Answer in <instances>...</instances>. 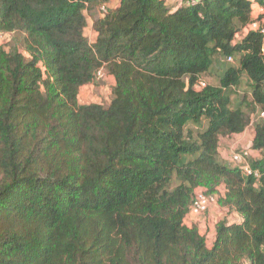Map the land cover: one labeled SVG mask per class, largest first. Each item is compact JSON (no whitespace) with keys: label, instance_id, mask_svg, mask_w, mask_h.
Instances as JSON below:
<instances>
[{"label":"trees","instance_id":"1","mask_svg":"<svg viewBox=\"0 0 264 264\" xmlns=\"http://www.w3.org/2000/svg\"><path fill=\"white\" fill-rule=\"evenodd\" d=\"M195 1L0 0V264H264V118L260 177L219 153L264 112V36L237 38L264 0ZM101 68L112 99L80 104ZM198 188L242 217L211 247Z\"/></svg>","mask_w":264,"mask_h":264},{"label":"built area","instance_id":"2","mask_svg":"<svg viewBox=\"0 0 264 264\" xmlns=\"http://www.w3.org/2000/svg\"><path fill=\"white\" fill-rule=\"evenodd\" d=\"M188 2L194 4L196 1L188 0ZM107 9L108 5H103L101 7L102 12H107ZM250 30L259 31L264 36V18L261 19L259 16L254 17V20L250 23V25L245 27L241 33L237 34V38L241 39ZM11 37L12 33L0 32V46L7 48ZM227 61L231 63L234 62V57L228 56ZM106 75L105 70L101 68L98 70L96 78L100 80L105 78ZM206 85L207 83L201 79L195 87L196 89H202ZM260 117L264 118V112L260 113ZM254 152L255 151L252 150V146L235 148L231 153L230 162L234 164V166L241 168L244 174L260 177L259 170L254 169L251 165V159L253 158ZM213 205H218V196L216 194H209L202 188L196 189L195 197L190 207V211L185 218V222L187 224H196L197 218L207 213ZM227 211L229 212L230 210L227 208ZM231 221L236 222L234 219ZM203 235H205L209 246L210 241L208 240L207 233H204Z\"/></svg>","mask_w":264,"mask_h":264},{"label":"rangeland","instance_id":"3","mask_svg":"<svg viewBox=\"0 0 264 264\" xmlns=\"http://www.w3.org/2000/svg\"><path fill=\"white\" fill-rule=\"evenodd\" d=\"M89 34H92L91 31H89ZM202 80L205 81L207 84L208 83L209 84H215V85L218 84V79H217L214 72H211V73L209 72V73L203 74ZM98 82L99 83L94 85V87L84 89L83 93H84V95L88 94L87 96H89V99H88V97L86 99L85 97L81 96L80 98H78L80 104H92V103H98V104H103V105L109 104L110 100L113 97V95H112L113 81L109 77V75H106L105 78L98 80ZM248 83H249V80L247 79V77H244L243 82H242L239 90L233 96L234 99L240 100L245 95L246 91H249ZM249 96L250 95L248 94V97ZM259 118H262V117H260L259 112L253 114L252 123L246 129V135L247 136L244 137L241 142H238V137H239L238 135H233L231 137H228L225 140H223V137L221 138V140H220L221 141L220 158L222 161L229 163V164L234 166V164H232L230 162V156H231L232 151L235 148L248 146L249 142L251 141V136L253 135V132L255 131V123ZM194 127L197 128V126H195V125H194ZM233 146H234V148H232ZM223 152L226 155L224 154L222 156ZM217 207H219V210L224 214V215H222L223 218H227V216H229L230 213L229 212L227 213L225 210H223L225 207H223L219 204L217 205Z\"/></svg>","mask_w":264,"mask_h":264},{"label":"crops","instance_id":"4","mask_svg":"<svg viewBox=\"0 0 264 264\" xmlns=\"http://www.w3.org/2000/svg\"><path fill=\"white\" fill-rule=\"evenodd\" d=\"M119 1L120 0H111V2L108 3L107 5L109 7H116L119 4ZM263 12H264V10H263L262 7H260L258 4H254L253 17L259 16ZM89 31H91L92 34H89ZM86 34L89 36V38H90L91 41H94L96 39V37H97V33L93 29V22H92L91 19H89V25L86 28ZM109 77L112 79L113 84H114L113 77H111V76H109ZM94 85L95 84H88V85L83 86L81 88V90H80V93H79V97L78 98H80L82 96V97H85L86 99L88 97V99H89V96H87L88 94L84 95L83 91L86 88L88 89L90 87H94ZM238 136H239L238 137V142H241L243 140V138L247 136L246 135V131L243 134H239ZM254 136H255V131L253 132V135L251 136V141L249 142L248 146H252ZM227 138L228 137L223 138V140H225ZM220 145H221V141H220ZM232 148H234V146ZM219 153L221 154L220 146H219ZM224 154L225 153L223 152L222 156ZM259 156L260 155H259L258 152H254L253 158H257ZM223 210H225L228 213L227 208H224ZM229 213L230 214H229V216H227V218L230 219V221L232 219H234L235 221H238V222H241L242 221L241 215L238 214L237 212H230L229 211ZM222 215H224V214L219 210V207H217V205H213L207 213H205L201 217H198L197 220H196V225L198 226L200 232L202 234L207 233L208 240L210 241V244H209L210 247H211V244L214 242L215 237H216L215 224H216V222L218 220H220V219L223 218Z\"/></svg>","mask_w":264,"mask_h":264}]
</instances>
